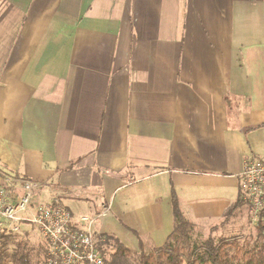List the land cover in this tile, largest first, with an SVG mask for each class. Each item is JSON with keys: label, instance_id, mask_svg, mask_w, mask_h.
Listing matches in <instances>:
<instances>
[{"label": "crops", "instance_id": "crops-1", "mask_svg": "<svg viewBox=\"0 0 264 264\" xmlns=\"http://www.w3.org/2000/svg\"><path fill=\"white\" fill-rule=\"evenodd\" d=\"M256 159L264 0H0V179L95 217L97 242L162 247L173 192L217 226Z\"/></svg>", "mask_w": 264, "mask_h": 264}, {"label": "built area", "instance_id": "built-area-1", "mask_svg": "<svg viewBox=\"0 0 264 264\" xmlns=\"http://www.w3.org/2000/svg\"><path fill=\"white\" fill-rule=\"evenodd\" d=\"M41 184L18 176L0 179V241L4 235L37 229L47 243L45 264H104L94 236L96 218H74L55 198L37 209L31 201ZM252 224L264 223V161L249 160L239 182Z\"/></svg>", "mask_w": 264, "mask_h": 264}, {"label": "trees", "instance_id": "trees-1", "mask_svg": "<svg viewBox=\"0 0 264 264\" xmlns=\"http://www.w3.org/2000/svg\"><path fill=\"white\" fill-rule=\"evenodd\" d=\"M241 205L239 200V204L227 213L226 218H231ZM172 208V233L162 247L155 248L148 254L142 248L138 264H264V223L256 227L258 240L255 245L241 244L237 240L215 242L212 239L199 243L193 237L196 227L183 214L180 201L174 192ZM27 234L29 233H25ZM28 242V238H20L18 234L4 235L0 241V264H45L42 244L34 248L29 246ZM112 242L116 250L107 258L105 247H111ZM116 242L115 245L112 236L97 242L104 257V264H127L126 257L131 255L132 251L118 240Z\"/></svg>", "mask_w": 264, "mask_h": 264}, {"label": "rangeland", "instance_id": "rangeland-1", "mask_svg": "<svg viewBox=\"0 0 264 264\" xmlns=\"http://www.w3.org/2000/svg\"><path fill=\"white\" fill-rule=\"evenodd\" d=\"M42 203L40 202L39 198L35 194L31 201V207L33 209H37L40 207ZM29 234H18L20 238H28L29 246H33L37 248L42 244L43 247V259L46 261L47 256V243L42 238L40 233L37 229H33L32 231L28 232ZM194 240L200 242H204L208 239H212L215 242L223 241H233L237 240L241 244H250L255 245L258 240L257 230L255 226L252 224L250 215L246 205H242L239 207L237 212L232 216V218H227L224 222L217 224V226L206 227L201 225L195 229L194 232ZM117 244L115 240V245ZM14 247H12L13 249ZM116 248V247H115ZM107 251V258H109L112 252H115L114 243L112 242V246L105 247ZM46 252V253H45ZM148 254L150 251L148 249L145 250ZM152 252V251H151ZM141 251L133 252L132 254L127 256L126 263L127 264H138L140 259ZM36 258V257H35ZM234 264H240L238 262H234Z\"/></svg>", "mask_w": 264, "mask_h": 264}]
</instances>
